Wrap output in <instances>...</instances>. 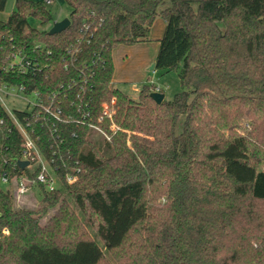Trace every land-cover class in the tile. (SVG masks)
I'll return each mask as SVG.
<instances>
[{"label":"trees","instance_id":"16d2710c","mask_svg":"<svg viewBox=\"0 0 264 264\" xmlns=\"http://www.w3.org/2000/svg\"><path fill=\"white\" fill-rule=\"evenodd\" d=\"M64 1L61 33L46 2L0 20V87L40 96L12 114L0 100V264H264V0ZM160 16L155 69L182 90L157 104L149 83L137 100L115 86L112 53ZM20 128L60 182L38 184V210L2 187L40 170L19 164Z\"/></svg>","mask_w":264,"mask_h":264},{"label":"rangeland","instance_id":"374dc122","mask_svg":"<svg viewBox=\"0 0 264 264\" xmlns=\"http://www.w3.org/2000/svg\"><path fill=\"white\" fill-rule=\"evenodd\" d=\"M33 1L45 3L46 0ZM16 2L17 0H8L6 9L4 11H0V20L6 21L11 16L16 9ZM47 7L54 18L53 22L69 18L71 13L70 6L64 0H53L52 3L47 4ZM29 22L32 26L40 30L49 29L51 26V24L45 27L42 26L40 21L34 17H30ZM165 28L166 20L163 16H160L156 19L151 29L149 41L134 45L120 44L113 49L112 55L115 65L114 77L119 81L116 82L115 86L133 99L137 100L139 98L140 91L146 83L153 86V92L162 91L166 100H172L174 96L182 90L179 76L175 71L167 72L161 69H150L151 66L155 64L160 48V39L164 35ZM7 93H9V95H7ZM0 99L2 100L5 108L10 112H13L15 109L26 110L29 108V102H35V98L33 96L25 97V95L18 90L10 92L4 91V93L1 94ZM38 155L41 157L40 152H38ZM36 166V164L31 166V170L33 171ZM44 166L48 171H52V167L48 163L44 162ZM53 176L56 181L54 187L58 188L60 186V182L55 175ZM2 187L5 190L11 189L15 192L17 184H13L11 186L10 184L2 183ZM66 197L67 199H70L69 196ZM41 199L42 195L38 184H32L29 193L20 197L18 199L20 204L16 203V206H23L29 209L38 210L42 206ZM70 201L72 205H74L73 200L70 199ZM53 211L54 210L51 209L49 210V213H52ZM80 216L82 220H84L86 228L89 230L91 236L101 243V240L96 235L95 229L87 223L86 219L81 214ZM106 258L108 262L118 264L117 259H115L111 253L106 252Z\"/></svg>","mask_w":264,"mask_h":264},{"label":"built area","instance_id":"2783aa9c","mask_svg":"<svg viewBox=\"0 0 264 264\" xmlns=\"http://www.w3.org/2000/svg\"><path fill=\"white\" fill-rule=\"evenodd\" d=\"M45 2L47 4H50L53 2V0H46ZM11 67L18 69L21 73H24L27 69V62H25V58L23 56H16L15 61H14V63H12ZM9 90L10 91L18 90V91L22 92V94H24L25 97L33 96L35 98V102H29V104H28L29 108L38 106L40 103L39 94L35 93L32 95H27V94H25V88L24 87H20V88H7L5 86L0 87V97H1V94L4 93V91L10 92ZM157 92H161V91H157ZM7 95H9V93H7ZM109 109H110L109 106H105V112L106 113H109ZM10 113L12 114V112H10ZM58 114H60V111L57 112V115ZM20 129H21L22 134H23L24 139H25V141H24V155H23L22 161H29L30 162L31 160H33V161H35V164L37 166H39L40 170L37 174L36 179H34V180L27 177V176H21L16 182L17 189L15 191V195L18 198L23 197L29 193L32 184H39V183L45 185L48 190H51V191L55 190L56 188L54 187V185H55L56 181H55V177L53 176V175L56 176L55 171L52 168H51L52 171H48L46 169V167L44 166V162H46V163H48V162L43 158L41 152L39 151V149L36 145V142L34 141V139L30 136V134L24 128H20ZM38 152H40L41 157L38 155ZM39 157H40V160H39ZM31 166H34V165H31V162H30L28 167H31ZM56 178H57V176H56ZM75 179L76 178H69L68 181L73 182V181H75ZM2 182L11 185V181H10L8 175L3 176Z\"/></svg>","mask_w":264,"mask_h":264},{"label":"water","instance_id":"95a60500","mask_svg":"<svg viewBox=\"0 0 264 264\" xmlns=\"http://www.w3.org/2000/svg\"><path fill=\"white\" fill-rule=\"evenodd\" d=\"M70 24H71V21L69 18H66L62 21L53 22L52 27L49 30V34L53 35V34L61 33L64 30H66L70 26ZM150 69L155 70V64H153ZM151 98L153 99L155 103L161 104L165 100V95L161 92H153L151 94ZM19 164L22 168H25L30 164V162L20 161Z\"/></svg>","mask_w":264,"mask_h":264},{"label":"crops","instance_id":"0c3cea01","mask_svg":"<svg viewBox=\"0 0 264 264\" xmlns=\"http://www.w3.org/2000/svg\"><path fill=\"white\" fill-rule=\"evenodd\" d=\"M114 82L116 83V82H119V81L114 77Z\"/></svg>","mask_w":264,"mask_h":264}]
</instances>
